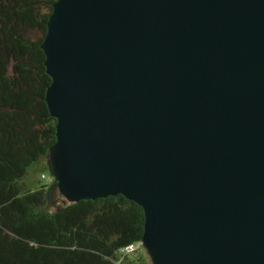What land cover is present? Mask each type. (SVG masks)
Masks as SVG:
<instances>
[{
    "label": "water",
    "instance_id": "obj_1",
    "mask_svg": "<svg viewBox=\"0 0 264 264\" xmlns=\"http://www.w3.org/2000/svg\"><path fill=\"white\" fill-rule=\"evenodd\" d=\"M42 48L63 203H138L152 264H264V0H57Z\"/></svg>",
    "mask_w": 264,
    "mask_h": 264
},
{
    "label": "trees",
    "instance_id": "obj_2",
    "mask_svg": "<svg viewBox=\"0 0 264 264\" xmlns=\"http://www.w3.org/2000/svg\"><path fill=\"white\" fill-rule=\"evenodd\" d=\"M56 1L0 0V264H138L122 253L144 235L138 203L122 194L63 203L54 179L25 180L34 162L51 170L57 140L42 48Z\"/></svg>",
    "mask_w": 264,
    "mask_h": 264
},
{
    "label": "rangeland",
    "instance_id": "obj_3",
    "mask_svg": "<svg viewBox=\"0 0 264 264\" xmlns=\"http://www.w3.org/2000/svg\"><path fill=\"white\" fill-rule=\"evenodd\" d=\"M43 175H45L47 179H44ZM51 179H54V178L52 176L50 168L43 170V167L40 162H34L29 167L27 175L25 176L26 181L31 182L36 185L48 184ZM135 250H138V251H135ZM135 250H134L135 252L133 251V253L131 252L127 255L128 259L133 260L134 262H137L138 264H152L151 259L148 256L143 245H141L140 248L139 247L136 248Z\"/></svg>",
    "mask_w": 264,
    "mask_h": 264
},
{
    "label": "built area",
    "instance_id": "obj_4",
    "mask_svg": "<svg viewBox=\"0 0 264 264\" xmlns=\"http://www.w3.org/2000/svg\"><path fill=\"white\" fill-rule=\"evenodd\" d=\"M43 178H44V179H47L45 175H43ZM51 180H52V179H51ZM51 180H50V181H51ZM141 245H142V242H139V243L136 244V245H130V246L124 248L123 251H122V253L125 254V255H128L129 253L133 252L136 248H138V247L140 248ZM135 251H136V250H135ZM135 251H134V252H135Z\"/></svg>",
    "mask_w": 264,
    "mask_h": 264
}]
</instances>
